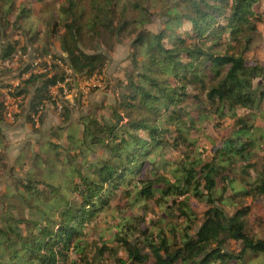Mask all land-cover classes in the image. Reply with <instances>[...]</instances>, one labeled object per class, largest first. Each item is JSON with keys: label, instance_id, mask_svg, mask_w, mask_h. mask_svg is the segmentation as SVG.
Here are the masks:
<instances>
[{"label": "trees", "instance_id": "16d2710c", "mask_svg": "<svg viewBox=\"0 0 264 264\" xmlns=\"http://www.w3.org/2000/svg\"><path fill=\"white\" fill-rule=\"evenodd\" d=\"M152 1L0 0L1 62L18 50L25 55V35L30 43L41 36L45 41L33 61L46 71L23 77L29 63L19 69L16 86L0 83L8 97L27 101L32 127V115L45 102L57 103L51 88L67 74L58 64L72 77L102 74L107 53L128 39L132 65L105 114L81 115L58 127V140H47L44 152L15 159L18 169L27 167L1 192L0 264H93L105 254L122 264L118 248L138 264L150 256V264H252L251 257L264 264V221L248 232L250 209L237 205L264 196V170L253 161L255 120L264 101L256 80L264 78V65L245 57L262 21L259 0H180L156 32L146 27ZM34 4L42 29L31 21ZM184 22L189 27L180 31ZM53 41L60 52L51 49ZM190 98L198 120L233 121L234 130L208 158L186 136L194 123ZM7 113L0 102V121ZM4 138L0 126V151ZM180 146L177 159L160 151ZM116 193L131 208L149 210L155 203L169 219L153 233L139 228L142 215L123 217L110 239L115 246L98 245L87 238V226ZM192 198L204 204L201 216ZM227 201L236 204L231 213ZM229 241L238 243L237 252L227 248Z\"/></svg>", "mask_w": 264, "mask_h": 264}, {"label": "rangeland", "instance_id": "374dc122", "mask_svg": "<svg viewBox=\"0 0 264 264\" xmlns=\"http://www.w3.org/2000/svg\"><path fill=\"white\" fill-rule=\"evenodd\" d=\"M179 1L180 0L152 1V3L149 4L151 21L146 27L153 32L161 29L164 26L163 21L166 16V10ZM38 6V4H34V16L31 21L36 27L42 29V24L38 25L37 22ZM255 8L262 13V21L258 24V34L249 51L245 53V57L249 63L259 62L264 65V0H259ZM184 27L188 28L189 24L184 22L183 26L179 27V30H183ZM23 39L26 42L25 55L21 54L20 50H18L8 59L6 64L3 63V61L1 62L0 58V67L4 70L2 75H0V83L16 86L19 82L16 77L19 74V69L32 63L35 55L34 52H37L45 45L42 36L32 43L27 40L26 35ZM5 41L6 38L4 37L0 39V56ZM52 45L53 47L51 49L55 52H60L57 41H53ZM129 54L128 39L116 44L114 50L107 53L108 57L103 73L92 76L89 81H86L89 78L84 79L70 76L71 74L68 72V69L65 68L64 64H58V67H60L62 71L67 70L65 73H68L66 76L69 75V79L51 88V93L57 103L51 101L45 102L41 112L34 114V116L32 115L34 121L33 127L30 126V122L26 119L28 110L25 105L27 101L24 103L20 97L14 100V98L8 97V89L6 87L0 88V102H2L6 110L11 113V116H6L7 120L0 121V126L5 136L4 141L6 143L5 148L0 151V209L3 206L1 197L2 190L8 182L12 181L13 176L22 175L25 171L23 168L27 167L26 164H23L24 167L18 169L17 165H12L17 156L22 153L28 155L36 150L38 152H44V144L47 140H58L56 136L58 127L76 120L81 115L88 113L105 114L108 107L115 102L119 90V83L126 79V75L132 69ZM30 72H32V70H29L23 77H27ZM75 82L77 84L76 86ZM256 83H261L264 86V78L257 79ZM56 104L58 105L56 106ZM186 105L191 113L190 115L194 118L193 128L188 129L186 136L193 139L196 147L203 149L208 158L212 154L213 146L219 144L223 136L229 135L234 130L233 121L227 117L221 120L215 116H208L203 121L198 120V106L196 103L190 98ZM65 111H67V113L63 115L62 113ZM255 124L257 127L255 136L258 137V143L255 146L256 148H254L256 155L253 161L256 163L257 170L262 171L264 170V163L262 160L264 156V101L261 111L257 113ZM171 128L172 130L174 129L173 127ZM182 149H184V146H180L179 149L165 147L160 151L164 150L163 155L166 159H177L181 157ZM232 176H234L233 173ZM220 185L221 184H219V187ZM117 204H119L120 207H118ZM191 204L195 211L198 212L199 216H201L202 211L205 209L204 204L193 198L191 199ZM240 204L247 205L250 209L247 216V231H256L264 221V196H258L254 199L248 197L237 205ZM235 206L236 204L232 206L227 201L224 208L227 212L231 213ZM141 215L143 218L140 220L139 228L141 230L149 229L153 233H155L158 226L163 225V222L160 220L164 219L163 221H166L169 219L167 214L155 203H150L149 210L141 209V207L138 206L131 208L127 204V200H121L120 193H116L110 206L98 213V215L89 222L87 226V238L98 242V245H100L102 241H106L108 245L115 246V243L110 239L112 238V234L116 232V225L120 223L123 217H136ZM227 248L237 252L239 250V245L235 241H229ZM118 250V255L124 259L122 264H138L129 260L123 249L118 248ZM141 251L142 253L148 252L146 248H142ZM106 255L107 254L96 261L94 260L93 264H119L115 261L114 256L111 257ZM249 259L252 261V264H260L257 261V257H251ZM151 261L152 257L150 256L149 260L144 264H150Z\"/></svg>", "mask_w": 264, "mask_h": 264}, {"label": "built area", "instance_id": "2783aa9c", "mask_svg": "<svg viewBox=\"0 0 264 264\" xmlns=\"http://www.w3.org/2000/svg\"><path fill=\"white\" fill-rule=\"evenodd\" d=\"M44 61L46 62V65L48 64V66H49V64H50V57L48 56V57H46V58H44ZM48 68V67H47ZM31 70H32V72H44V71H46L47 69H46V67H43V65H41L40 64V60L39 59H36V60H34L33 62H32V67H31ZM67 71V70H66ZM68 72L69 73H71V71L70 70H68ZM68 74V73H67ZM69 77V75H67L66 76V78H65V81L67 80V79H69L68 78ZM74 80V79H73ZM89 80H91V77L89 78V79H87L86 81H89ZM61 83H63V82H61ZM60 84V83H59ZM58 84V85H59ZM57 85V86H58ZM77 84H76V82H75V86H76ZM41 110H42V107H40V109L38 110V112H41ZM37 112V113H38ZM36 114V113H35ZM7 115L8 116H11V113L10 112H8L7 113ZM13 116V115H12ZM34 116V115H33Z\"/></svg>", "mask_w": 264, "mask_h": 264}, {"label": "crops", "instance_id": "0c3cea01", "mask_svg": "<svg viewBox=\"0 0 264 264\" xmlns=\"http://www.w3.org/2000/svg\"><path fill=\"white\" fill-rule=\"evenodd\" d=\"M58 47H59V44H58ZM58 49L60 50V48H58ZM59 50H58V51H59Z\"/></svg>", "mask_w": 264, "mask_h": 264}]
</instances>
